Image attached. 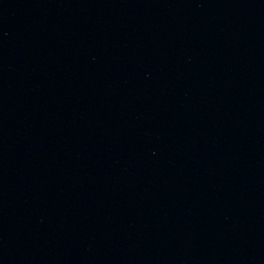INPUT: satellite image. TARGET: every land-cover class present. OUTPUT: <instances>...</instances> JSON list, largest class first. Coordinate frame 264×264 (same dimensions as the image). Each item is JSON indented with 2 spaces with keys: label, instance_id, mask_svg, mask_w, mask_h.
<instances>
[{
  "label": "water",
  "instance_id": "95a60500",
  "mask_svg": "<svg viewBox=\"0 0 264 264\" xmlns=\"http://www.w3.org/2000/svg\"><path fill=\"white\" fill-rule=\"evenodd\" d=\"M0 264H264V0H0Z\"/></svg>",
  "mask_w": 264,
  "mask_h": 264
}]
</instances>
